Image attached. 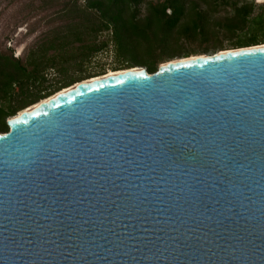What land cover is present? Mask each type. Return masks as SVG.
Listing matches in <instances>:
<instances>
[{"label":"water","instance_id":"1","mask_svg":"<svg viewBox=\"0 0 264 264\" xmlns=\"http://www.w3.org/2000/svg\"><path fill=\"white\" fill-rule=\"evenodd\" d=\"M8 126L0 264H264V44L92 77Z\"/></svg>","mask_w":264,"mask_h":264},{"label":"trees","instance_id":"2","mask_svg":"<svg viewBox=\"0 0 264 264\" xmlns=\"http://www.w3.org/2000/svg\"><path fill=\"white\" fill-rule=\"evenodd\" d=\"M49 21L22 56L0 50V133L7 119L77 82L74 76L101 51L114 47V71L146 67L221 50L264 44V3L256 0H48ZM245 32L228 48L221 36ZM214 40H220L215 42ZM214 42L213 45H206ZM196 44L195 50L188 45ZM56 71L61 85L45 92Z\"/></svg>","mask_w":264,"mask_h":264},{"label":"rangeland","instance_id":"3","mask_svg":"<svg viewBox=\"0 0 264 264\" xmlns=\"http://www.w3.org/2000/svg\"><path fill=\"white\" fill-rule=\"evenodd\" d=\"M46 1L48 0H0V50L12 48L19 57L24 55L27 48L37 41L41 35V31L47 26L49 17L42 10V7L48 4ZM257 3L263 4L264 2ZM244 33L238 32L233 35H222L221 40H223L226 47L232 48V45L238 39L245 37ZM214 41L220 42V40ZM213 43L210 42L206 45H213ZM188 47L190 50H195L198 46L192 44L188 45ZM117 64L114 47L110 44L107 50L97 53L89 63H86L82 71H73L72 73H74L75 77L95 75L102 71L109 73L110 71H114ZM60 80L61 78L58 73L53 71L45 83L47 90L44 93L59 87L62 83H59ZM10 118L7 119V124Z\"/></svg>","mask_w":264,"mask_h":264},{"label":"bare ground","instance_id":"4","mask_svg":"<svg viewBox=\"0 0 264 264\" xmlns=\"http://www.w3.org/2000/svg\"><path fill=\"white\" fill-rule=\"evenodd\" d=\"M113 73H115V71H110L109 73H107V74H113ZM94 79H96V78H94ZM66 89V88H65ZM68 89V88H67Z\"/></svg>","mask_w":264,"mask_h":264}]
</instances>
